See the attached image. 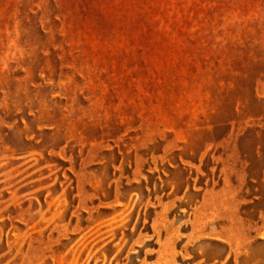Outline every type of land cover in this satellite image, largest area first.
<instances>
[{"label":"rangeland","instance_id":"obj_1","mask_svg":"<svg viewBox=\"0 0 264 264\" xmlns=\"http://www.w3.org/2000/svg\"><path fill=\"white\" fill-rule=\"evenodd\" d=\"M0 264H264V0H0Z\"/></svg>","mask_w":264,"mask_h":264}]
</instances>
